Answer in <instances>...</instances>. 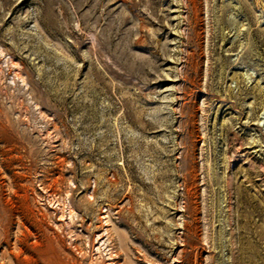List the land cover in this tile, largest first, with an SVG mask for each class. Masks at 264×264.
Returning <instances> with one entry per match:
<instances>
[{
  "label": "rangeland",
  "instance_id": "rangeland-1",
  "mask_svg": "<svg viewBox=\"0 0 264 264\" xmlns=\"http://www.w3.org/2000/svg\"><path fill=\"white\" fill-rule=\"evenodd\" d=\"M0 264H264V0H0Z\"/></svg>",
  "mask_w": 264,
  "mask_h": 264
}]
</instances>
